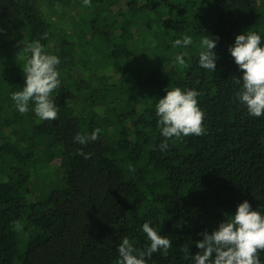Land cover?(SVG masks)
<instances>
[{
  "label": "trees",
  "instance_id": "obj_1",
  "mask_svg": "<svg viewBox=\"0 0 264 264\" xmlns=\"http://www.w3.org/2000/svg\"><path fill=\"white\" fill-rule=\"evenodd\" d=\"M160 6L168 14L157 21L159 34H171L163 51L147 41L151 34L138 38ZM261 6L259 0H0V264H118L123 236L140 249L149 243L146 221L172 241L148 264H190L184 247L198 252L199 233H211L240 202L264 211V116H249L238 102L233 77L242 70L227 50L248 29L264 35ZM142 8L149 17L139 26ZM184 34L193 43L173 48ZM204 35L219 37L214 72L198 65L200 47L192 53ZM34 40L61 60L55 121L35 113L30 119L10 99L22 90L30 56L24 49ZM185 48L191 56L174 63ZM173 86L201 91L206 132L169 139L162 151L155 103ZM94 129L95 141L73 142L77 132ZM46 168L57 170L55 184ZM36 175L42 181L33 187Z\"/></svg>",
  "mask_w": 264,
  "mask_h": 264
},
{
  "label": "clouds",
  "instance_id": "obj_2",
  "mask_svg": "<svg viewBox=\"0 0 264 264\" xmlns=\"http://www.w3.org/2000/svg\"><path fill=\"white\" fill-rule=\"evenodd\" d=\"M2 33L3 29H0ZM218 40V36L212 38L208 35L201 39L198 65L202 69L216 70L218 56L214 49ZM192 43L193 38L188 34L171 42L173 48L187 47ZM227 50L238 69L242 70L241 77H233L240 85L238 102L249 116H264V35L248 29L236 35ZM24 51L30 56L23 68V87L20 91L11 92L10 99L20 113L28 112L31 103L39 120L55 121L59 106L52 94L61 86L60 57L46 52L40 40L32 41ZM174 63L183 65V54L177 55ZM165 91L166 94L155 103L157 127L164 138L159 145L162 151L168 148L169 139L200 136L206 132L203 126L205 113L198 102L201 91L180 86L167 87ZM99 132V129L91 133L77 132L72 139L74 143L86 145L95 141ZM80 154L85 158L90 156L83 151ZM226 216L211 233H199L202 239L194 242L198 252L190 254L189 247H184L185 258L190 260V264H264L261 259L264 253V211L253 209L248 200H243L234 213ZM17 227L22 226L18 224ZM142 231L149 241L143 249L134 246L128 236L121 238L116 249L118 264H148L154 253L167 252L172 247V241L149 222L142 225Z\"/></svg>",
  "mask_w": 264,
  "mask_h": 264
},
{
  "label": "rangeland",
  "instance_id": "obj_3",
  "mask_svg": "<svg viewBox=\"0 0 264 264\" xmlns=\"http://www.w3.org/2000/svg\"><path fill=\"white\" fill-rule=\"evenodd\" d=\"M31 1V0H30ZM184 0H169V3L170 4H172V5H174L175 3H177V2H180V3H182ZM32 2H33V0H32ZM259 3L262 5L261 7H264V0H259ZM35 4H37L38 5V3L37 2H35ZM39 6V5H38ZM163 6H160V7H158V8H156L155 10H153V15L156 17V20L155 19H152L154 22V24L151 26V28L150 29H146L145 28V26H142V24L143 23H145V20H147V16L149 17V15H148V13L142 8V9H139V11H138V13H137V15H138V19H137V22H139V26L141 25L142 26V31L144 32V33H141V32H139L138 33V38H140L141 37V35L142 34H151V36L147 39V41H150V39L152 40V41H154V43H153V45L154 44H157V47L159 48V49H162V51L163 50H165L166 49V46L168 45V43L170 42V36H171V34H169V35H166V36H163V35H160L159 33H161V31L163 30V28L161 27V25H160V23L162 24V22H161V19L163 18V19H166V17H167V9H164V8H162ZM44 9V8H43ZM45 10V9H44ZM70 12H71V10L70 9H67V14H66V19H68L69 21H70V17H72L71 16V14H70ZM78 17H79V14L77 13L76 14ZM106 16V15H105ZM54 19V18H53ZM67 20V21H68ZM159 20V22L160 23H158L157 21ZM21 27H19V30H20V32L22 31V29H20ZM146 29V30H145ZM173 29V28H172ZM261 35H263V34H261ZM173 36V35H172ZM77 40V39H76ZM19 42H21V41H19ZM21 43H19V45H20ZM147 45V44H146ZM16 47V46H15ZM15 47H13L12 48V46L10 47V53H12V51H13V53H15L16 54V61L20 58V53H19V51H17L16 49H14ZM152 47V46H151ZM169 47H171V46H169ZM199 47H200V45L198 44L197 45V43L192 47V53H193V51H196V50H199ZM146 48H148V49H150L149 48V46H147V47H145V49ZM172 48V47H171ZM14 49V50H13ZM160 51V50H159ZM18 53V54H17ZM182 54H183V56L184 57H190L191 56V49H187V48H185V49H183V52H182ZM158 58V60L160 59L159 57H157ZM140 60V59H139ZM144 64V63H143ZM140 65V64H139ZM145 65V64H144ZM146 69V65L143 67V70H145ZM80 79H83V78H86V77H79ZM88 79L90 80V78L88 77ZM92 81H93V79H92ZM95 81V80H94ZM116 84H117V88H119L120 86H119V83H118V81H116ZM146 90V91H148V89L147 88H142V90ZM33 106L34 105H31L30 106V108H29V111L27 112V117L28 118H32L33 117V114H34V111L32 110L33 109ZM52 170V171H51ZM49 169V168H46L45 170H44V172L45 173H50V180L48 181L49 183H52V184H55L54 183V181H56L57 179H58V174H57V170H55V169ZM42 181V176H40V175H36L35 177H34V179H33V181H32V186L34 187V186H38L39 185V183ZM56 186H58V185H56ZM47 191H49V190H46L45 192H47Z\"/></svg>",
  "mask_w": 264,
  "mask_h": 264
}]
</instances>
